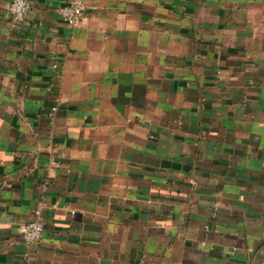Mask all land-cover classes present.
<instances>
[{
  "label": "crops",
  "instance_id": "1",
  "mask_svg": "<svg viewBox=\"0 0 264 264\" xmlns=\"http://www.w3.org/2000/svg\"><path fill=\"white\" fill-rule=\"evenodd\" d=\"M28 1L0 0V264H264V0Z\"/></svg>",
  "mask_w": 264,
  "mask_h": 264
},
{
  "label": "built area",
  "instance_id": "2",
  "mask_svg": "<svg viewBox=\"0 0 264 264\" xmlns=\"http://www.w3.org/2000/svg\"><path fill=\"white\" fill-rule=\"evenodd\" d=\"M29 6L28 0H11L8 13L13 22H22ZM62 21L72 28H82L87 20L86 5L83 0H68L58 9ZM44 230L41 220L29 222L20 227V235L25 243L37 242Z\"/></svg>",
  "mask_w": 264,
  "mask_h": 264
}]
</instances>
